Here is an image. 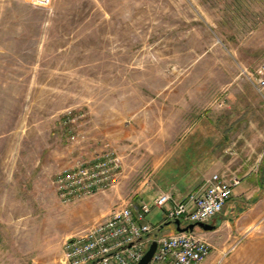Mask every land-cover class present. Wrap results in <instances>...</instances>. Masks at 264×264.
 <instances>
[{
    "label": "rangeland",
    "instance_id": "374dc122",
    "mask_svg": "<svg viewBox=\"0 0 264 264\" xmlns=\"http://www.w3.org/2000/svg\"><path fill=\"white\" fill-rule=\"evenodd\" d=\"M263 54L264 0H0V264H61L69 238L135 202L158 150L120 122L154 94L242 111L239 134L263 142L248 80ZM111 148L117 184L61 203L55 174ZM234 241L201 264H264V215Z\"/></svg>",
    "mask_w": 264,
    "mask_h": 264
},
{
    "label": "crops",
    "instance_id": "0c3cea01",
    "mask_svg": "<svg viewBox=\"0 0 264 264\" xmlns=\"http://www.w3.org/2000/svg\"><path fill=\"white\" fill-rule=\"evenodd\" d=\"M238 79L231 78L226 84H238ZM221 100L225 103L224 98ZM202 101L188 111L185 101L177 104L172 99L170 90L164 95L154 94L135 112L125 115L120 125L121 138L126 130L125 138L133 139L135 133L139 146L158 150L135 202L131 203L149 206L143 223L161 229L159 233L169 235L176 231L173 224L165 225L169 222L165 216L171 202L157 207L154 202L158 196L167 193L171 200L185 202L189 194L215 174L240 179L220 214L209 222H219V226L212 231H199L213 252L232 238L236 241L244 237L264 215V141L260 134L255 139L250 134V140L239 134L237 119L242 111L208 109V100Z\"/></svg>",
    "mask_w": 264,
    "mask_h": 264
},
{
    "label": "built area",
    "instance_id": "2783aa9c",
    "mask_svg": "<svg viewBox=\"0 0 264 264\" xmlns=\"http://www.w3.org/2000/svg\"><path fill=\"white\" fill-rule=\"evenodd\" d=\"M30 1L44 8L51 3V0ZM248 80L264 102V54ZM70 139L73 141L75 137L71 135ZM122 168V157L111 148L89 159L77 160L55 174L52 184L61 203H74L111 190ZM239 182L236 176L215 174L203 187L189 194L185 202L171 200L165 193L154 204L162 208L171 202L165 216L169 222L180 220L181 226L209 223L220 214ZM149 211L144 203L123 204L108 218L69 238L64 244L61 264H137L152 241H156L157 247L151 262L157 264H201L209 257L211 245L200 232H175L150 238L153 228L143 223Z\"/></svg>",
    "mask_w": 264,
    "mask_h": 264
},
{
    "label": "water",
    "instance_id": "95a60500",
    "mask_svg": "<svg viewBox=\"0 0 264 264\" xmlns=\"http://www.w3.org/2000/svg\"><path fill=\"white\" fill-rule=\"evenodd\" d=\"M170 224H173L175 226L176 232H187V231H194L195 228H198L202 231H212L216 229L220 223L219 222H216V224L193 223V224H188L186 226H181V221L175 220L173 222H168L165 225H170ZM156 247H157L156 241H152L148 249L146 250L145 254L137 264H150L152 261L153 254L156 250Z\"/></svg>",
    "mask_w": 264,
    "mask_h": 264
},
{
    "label": "trees",
    "instance_id": "16d2710c",
    "mask_svg": "<svg viewBox=\"0 0 264 264\" xmlns=\"http://www.w3.org/2000/svg\"><path fill=\"white\" fill-rule=\"evenodd\" d=\"M168 223V222H167Z\"/></svg>",
    "mask_w": 264,
    "mask_h": 264
}]
</instances>
